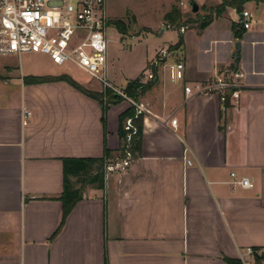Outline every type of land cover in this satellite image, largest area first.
Listing matches in <instances>:
<instances>
[{
  "label": "crops",
  "instance_id": "obj_1",
  "mask_svg": "<svg viewBox=\"0 0 264 264\" xmlns=\"http://www.w3.org/2000/svg\"><path fill=\"white\" fill-rule=\"evenodd\" d=\"M227 1L241 12L195 0L197 18L210 22L179 33L191 36L173 52L183 80L171 83L157 66L138 101L147 110L138 153L102 188L84 187L65 216L62 160L100 158L105 147L118 157V118L130 105L108 107L105 133L96 101L62 81L25 82L58 75L8 76L0 61V264H226L246 248L264 251V0ZM162 24L160 35L172 30ZM140 76L153 75L144 66ZM218 78L233 86L223 106L216 93L185 96V86ZM233 173L253 188L232 184Z\"/></svg>",
  "mask_w": 264,
  "mask_h": 264
},
{
  "label": "built area",
  "instance_id": "obj_2",
  "mask_svg": "<svg viewBox=\"0 0 264 264\" xmlns=\"http://www.w3.org/2000/svg\"><path fill=\"white\" fill-rule=\"evenodd\" d=\"M180 5H187L181 2ZM110 17L106 0H0V57L20 58L23 54L46 56L54 65L70 64L98 82L102 89H109L117 96L127 100L134 108L137 118L147 112L145 107L127 98L108 81L107 30ZM251 15L242 11L240 25L244 30L251 26ZM169 81L183 80L184 65L173 61L166 63ZM233 86L222 79L214 84L202 86L195 84L184 87L186 97H209L214 93L225 103V90ZM237 97L236 93H233ZM30 113L23 111V125H26ZM175 126L176 121L171 120ZM125 131L124 155L111 158L104 167L105 177L114 171L123 170L133 156L130 140L135 135L132 119L123 123ZM187 164H190L188 161ZM232 184L243 189H252L253 183L245 178L231 174ZM250 257V261L245 259ZM242 264H264V251L246 248L239 255Z\"/></svg>",
  "mask_w": 264,
  "mask_h": 264
},
{
  "label": "rangeland",
  "instance_id": "obj_3",
  "mask_svg": "<svg viewBox=\"0 0 264 264\" xmlns=\"http://www.w3.org/2000/svg\"><path fill=\"white\" fill-rule=\"evenodd\" d=\"M180 3L181 0H106L110 20L121 21L127 26V33L121 34L110 24L106 33L108 59L112 60L107 69L108 81L121 93L127 82L132 81L144 66L149 70L152 64L162 66L176 59L173 52L177 49L179 33L187 31L200 19L190 12L187 5L182 6ZM170 5L180 9L183 26L178 31L166 29L160 35L164 27L162 15ZM183 42L186 46L191 44V36L182 38ZM150 59L152 60L148 61ZM0 61L9 66L8 76L66 74L89 91H103L98 82L80 69L70 64L54 65L44 55L23 54L19 59L1 56ZM141 76L138 77L139 80L143 79ZM112 78L114 82L110 80ZM129 105L132 106L130 103ZM74 186L79 187L78 184Z\"/></svg>",
  "mask_w": 264,
  "mask_h": 264
},
{
  "label": "trees",
  "instance_id": "obj_4",
  "mask_svg": "<svg viewBox=\"0 0 264 264\" xmlns=\"http://www.w3.org/2000/svg\"><path fill=\"white\" fill-rule=\"evenodd\" d=\"M237 1L228 2L227 0H223L220 5L222 8L225 6H235L236 10L241 12L239 5L236 4ZM197 15V14H196ZM182 14L180 10L176 6H171L169 12H167L163 16V21L165 25L174 30H179L182 26ZM200 24L198 28L202 30L205 28L209 22L210 17H200ZM113 24L119 33L125 34L127 33V26L121 21H109V25ZM238 26V25H237ZM235 31V30H234ZM235 38L239 39L241 37L240 31L234 32ZM182 45V36L179 35V41L176 43V48L178 49ZM176 49V50H177ZM234 68V66H233ZM152 71V79L146 83H140L138 78L127 82L125 88L123 89V94L130 98L131 100L138 102L139 98L149 90L153 84L156 82V73L157 66L151 65ZM236 69V68H235ZM62 81L67 85L72 87L77 92L82 95L96 101L101 109V124L103 126L104 132L106 128V120L105 116L110 105H116L123 100L122 97L117 96L109 89H105L102 92H93L89 91L82 86H80L75 80H73L70 76L66 74L58 75V76H42V77H27L25 78V82L27 83H47V82H55ZM225 98L229 97L230 91L226 90ZM135 108L130 106L126 111L119 115V128H118V136L120 139V148L119 155H124V145H125V131L123 130V123L127 118L132 119L133 127L135 128V135L130 140V148L129 151L131 155L134 157L140 148L141 142V134H142V115L134 118ZM110 152L104 148L103 156L100 158H85V159H74V158H66L63 159V193L60 197V200L63 205L62 214L65 216L73 204H75L82 195V191L84 187L93 185L96 188H102L104 183V167L107 164L108 159L110 158ZM69 178H73L75 181L71 182ZM78 184L79 187L75 188L74 185ZM254 250H261L260 248H256ZM226 264H242L239 260H231L224 259Z\"/></svg>",
  "mask_w": 264,
  "mask_h": 264
},
{
  "label": "water",
  "instance_id": "obj_5",
  "mask_svg": "<svg viewBox=\"0 0 264 264\" xmlns=\"http://www.w3.org/2000/svg\"><path fill=\"white\" fill-rule=\"evenodd\" d=\"M187 6L189 7L191 13L195 14V13L198 12V5L195 2V0H187ZM239 47H240V43L237 42L235 44V48H234L235 51H234V55H233L235 62H237V59H238V55L237 54H238V51H239Z\"/></svg>",
  "mask_w": 264,
  "mask_h": 264
}]
</instances>
